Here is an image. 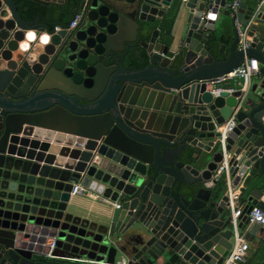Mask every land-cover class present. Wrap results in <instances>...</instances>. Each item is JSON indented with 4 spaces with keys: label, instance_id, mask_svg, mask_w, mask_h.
<instances>
[{
    "label": "water",
    "instance_id": "water-1",
    "mask_svg": "<svg viewBox=\"0 0 264 264\" xmlns=\"http://www.w3.org/2000/svg\"><path fill=\"white\" fill-rule=\"evenodd\" d=\"M227 1L84 0L82 26L54 31L0 0V264H58L52 241L53 258L79 264H222L231 186L248 196L246 238L264 237L246 217L264 210V14L244 48L236 21L255 7L233 16ZM172 12L177 45L162 32ZM227 17L228 48L215 34ZM247 58L261 68L242 100L244 77L221 78ZM74 180L100 206L75 201Z\"/></svg>",
    "mask_w": 264,
    "mask_h": 264
},
{
    "label": "built area",
    "instance_id": "built-area-1",
    "mask_svg": "<svg viewBox=\"0 0 264 264\" xmlns=\"http://www.w3.org/2000/svg\"><path fill=\"white\" fill-rule=\"evenodd\" d=\"M182 2H186L187 0H181ZM244 0H228L226 3V8H228L231 11V14L235 16L237 14L238 8L240 7L241 3ZM264 14V0H258L257 7H255V11L253 16L251 17V21L248 23V25L240 26L238 23V19L236 21L238 25V32L240 36V41L244 48L250 46V37L248 36V31L250 29V24L252 22H255L256 18ZM81 15L79 13H76L74 18L71 19L69 22V26H67V29H71L76 26L78 19L80 20ZM65 28L61 25H56L54 28V31H59L61 29ZM260 68L261 63H259L258 60L255 58H247L243 65L236 68L234 71L228 73L226 76H223L221 80L232 77V76H243L245 79L244 87L242 88L243 94H242V100L247 96V93L251 86V78L253 75L258 76L260 74ZM232 91V90H230ZM240 104L236 107L234 112L229 117L228 121L222 127L221 129V138L220 141L224 142L228 132L233 130L234 127L237 125V113L238 110H240ZM225 172H228V158L225 157V159L222 160V162L219 164L216 172L213 175V180L218 181L221 179V177L225 174ZM241 187L240 186H231L229 190V195L231 196L229 199V203L232 208V223H233V246L227 256L223 259L222 264H242L246 262L249 248H250V241L246 238L245 232L241 229L239 226L240 221L242 220L243 216V210L245 207L244 202H242L243 196H241ZM71 194L73 196H84L88 198H95L97 195L94 192H91L89 188L82 185V183L78 182V180L73 181V188L71 191ZM113 205L115 207H120L119 202H114ZM247 216V223L249 226L253 224H258L260 226H264V210L258 206H253V208L246 214ZM56 248V244H54V241L50 243V250L47 254H45V257L47 259L53 258V251Z\"/></svg>",
    "mask_w": 264,
    "mask_h": 264
},
{
    "label": "trees",
    "instance_id": "trees-1",
    "mask_svg": "<svg viewBox=\"0 0 264 264\" xmlns=\"http://www.w3.org/2000/svg\"><path fill=\"white\" fill-rule=\"evenodd\" d=\"M244 1H247L248 3L252 4L253 7H257L258 0H244ZM74 6H75L74 0L68 1L64 4L63 3L62 4L50 3L49 8H48V12L46 14V18L43 19L45 22L47 21V23H49L48 28L50 30H54L56 25H61L64 27L69 26L70 20L73 19L75 16V13L73 12ZM37 14L38 13L33 9H31L29 11L25 10L24 17H26L30 20V19H33L34 16L36 17ZM175 21H176V12H172L170 14L169 20L168 21L166 20L163 23L162 32L166 35V37H168L169 40L173 39L172 33H173ZM225 41H228V39H226L225 37L224 38L220 37L218 39V46L223 45V42H225ZM228 42H230V41H228ZM256 255H258V254H256ZM259 255H261V254H259ZM262 258L264 259V254H262L260 256L259 260L258 259L253 260V259H255V258H253L249 262V264H261ZM50 260H47V261L49 262ZM53 260H56V258H53Z\"/></svg>",
    "mask_w": 264,
    "mask_h": 264
},
{
    "label": "crops",
    "instance_id": "crops-1",
    "mask_svg": "<svg viewBox=\"0 0 264 264\" xmlns=\"http://www.w3.org/2000/svg\"><path fill=\"white\" fill-rule=\"evenodd\" d=\"M249 6H252V4H250V3H248L247 1H245ZM55 3V2H54ZM56 3H59V4H62V3H60V2H58V1H56ZM64 4V3H63ZM224 10H225V8H222L221 10H220V14H219V17H222L223 16V12H224ZM35 17V16H34ZM46 18V16L45 17H42L41 16V18L40 19H37L38 20V23H40V24H46L47 23V21L45 22L43 19H45ZM33 19H35V18H33ZM31 20V19H30ZM225 20H227L226 21V25H224V27H222V30H220V29H217L216 31H215V34H216V36L218 37V38H226V39H228V41H230V42H228V41H225V42H223V44H226V48H228L229 47V45L231 44V39H230V33H232V27H231V21L233 20V19H231L230 17H227V19H225ZM177 28V27H176ZM174 29V36H173V39H174V37H175V39H176V45H177V43H178V38H179V36H180V27L178 28V30L177 29ZM208 88L212 91L213 90V86L210 84L209 86H208ZM245 196V197H244ZM243 196V198H242V202H244L245 203V198H247L248 196L247 195H244ZM96 198V197H95ZM73 199L75 200V201H78V203H84V204H86V205H88V206H91L90 207V209L91 208H93V207H97V206H100V203H97L98 201L97 200H99V199H97V200H93V201H90L89 200V198L88 197H84V196H74L73 197ZM76 213L78 214V215H80V216H84V217H86V218H89V219H91V220H94V219H96V213L93 211L92 213L91 212H89L88 210L87 211H76ZM255 245L252 243V244H250V247H251V249H252V251H251V253L250 252H248V256H247V261L246 262H244V263H242V264H249V262L253 259V258H255V259H253V260H256V259H258L259 260V258H260V256L263 254V253H261V255H256V252H255V249H253V247H254ZM250 249V250H251ZM48 262V261H47ZM50 262H53V263H61V264H79L77 261H74V262H70L69 260H67V259H58V258H56V260H53V258L49 261V263ZM263 262H264V259L262 258V260H261V264H263Z\"/></svg>",
    "mask_w": 264,
    "mask_h": 264
},
{
    "label": "flooded vegetation",
    "instance_id": "flooded-vegetation-1",
    "mask_svg": "<svg viewBox=\"0 0 264 264\" xmlns=\"http://www.w3.org/2000/svg\"><path fill=\"white\" fill-rule=\"evenodd\" d=\"M23 1V4H24V9H22V11H21V14L22 13H25V10H31V9H33V10H35L38 14H37V16L36 17H34L35 19H40L41 18V16L42 17H45L46 16V14H47V12H48V8H49V4L50 3H56V1H58V2H60V3H66V2H68V1H72V0H22ZM84 0H74V3H75V6H74V8H73V12H74V9L75 8H77V7H80L81 6V4H82V2H83ZM118 5H120V4H118ZM24 11V12H23ZM77 13H79L80 15H81V18H80V20L78 19V21H77V24H76V26L75 27H73V28H71V29H68V30H73V29H78V28H80L81 26H82V24H83V20H85V18H86V9H80ZM76 14V13H75ZM31 20H33V19H31ZM71 21V20H70ZM48 24L49 23H44L43 25H47L48 26ZM66 28V27H65ZM67 29V28H66ZM140 37V36H139ZM129 44H125V46H124V50L127 48V46H128ZM117 46L119 47V49L120 50H122V40H120V43L118 44L117 43ZM137 48V47H136ZM128 49V48H127ZM126 49V50H127ZM138 49H140V47H138ZM113 67V66H112ZM250 244H252L251 242H250ZM253 244L255 245L254 247H253V249H255V251H256V249H259L260 247H264V237L263 238H261L259 241H257L256 243L255 242H253ZM251 249V247L249 248V252L251 253V251H252V249Z\"/></svg>",
    "mask_w": 264,
    "mask_h": 264
}]
</instances>
